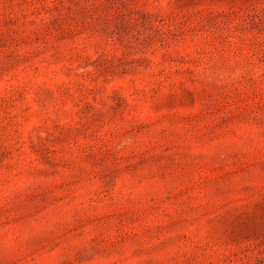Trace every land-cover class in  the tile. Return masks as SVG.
Wrapping results in <instances>:
<instances>
[{"label":"rangeland","instance_id":"374dc122","mask_svg":"<svg viewBox=\"0 0 264 264\" xmlns=\"http://www.w3.org/2000/svg\"><path fill=\"white\" fill-rule=\"evenodd\" d=\"M0 264H264V0H0Z\"/></svg>","mask_w":264,"mask_h":264}]
</instances>
